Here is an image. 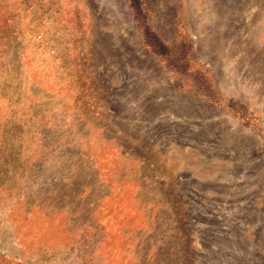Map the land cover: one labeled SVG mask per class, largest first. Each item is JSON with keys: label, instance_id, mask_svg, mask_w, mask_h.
<instances>
[{"label": "rangeland", "instance_id": "374dc122", "mask_svg": "<svg viewBox=\"0 0 264 264\" xmlns=\"http://www.w3.org/2000/svg\"><path fill=\"white\" fill-rule=\"evenodd\" d=\"M0 264H264V0H0Z\"/></svg>", "mask_w": 264, "mask_h": 264}]
</instances>
